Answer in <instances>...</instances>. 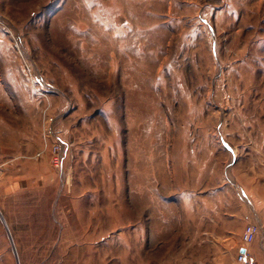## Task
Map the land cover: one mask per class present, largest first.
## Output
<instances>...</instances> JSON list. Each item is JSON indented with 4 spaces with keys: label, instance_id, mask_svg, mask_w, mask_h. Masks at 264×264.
I'll return each mask as SVG.
<instances>
[{
    "label": "rangeland",
    "instance_id": "rangeland-1",
    "mask_svg": "<svg viewBox=\"0 0 264 264\" xmlns=\"http://www.w3.org/2000/svg\"><path fill=\"white\" fill-rule=\"evenodd\" d=\"M0 212V264H264V0H0Z\"/></svg>",
    "mask_w": 264,
    "mask_h": 264
},
{
    "label": "built area",
    "instance_id": "built-area-1",
    "mask_svg": "<svg viewBox=\"0 0 264 264\" xmlns=\"http://www.w3.org/2000/svg\"><path fill=\"white\" fill-rule=\"evenodd\" d=\"M259 230L257 223L248 222L244 225L242 231V239L245 243H250L254 240ZM246 246V245H245ZM243 247L244 250L239 249L236 253L235 259L239 264H258L257 260L251 255L248 246Z\"/></svg>",
    "mask_w": 264,
    "mask_h": 264
},
{
    "label": "crops",
    "instance_id": "crops-1",
    "mask_svg": "<svg viewBox=\"0 0 264 264\" xmlns=\"http://www.w3.org/2000/svg\"><path fill=\"white\" fill-rule=\"evenodd\" d=\"M258 225H259V232H260V229H261V223L259 222ZM236 239H237V238H236ZM236 247H237V251H238L239 249H241V248L244 247V244H237Z\"/></svg>",
    "mask_w": 264,
    "mask_h": 264
},
{
    "label": "water",
    "instance_id": "water-1",
    "mask_svg": "<svg viewBox=\"0 0 264 264\" xmlns=\"http://www.w3.org/2000/svg\"><path fill=\"white\" fill-rule=\"evenodd\" d=\"M0 218L2 219V221L4 222V219H3V216H2V214H1V212H0ZM5 224V223H4ZM6 225V224H5ZM244 250V248H241V251H243Z\"/></svg>",
    "mask_w": 264,
    "mask_h": 264
},
{
    "label": "bare ground",
    "instance_id": "bare-ground-1",
    "mask_svg": "<svg viewBox=\"0 0 264 264\" xmlns=\"http://www.w3.org/2000/svg\"><path fill=\"white\" fill-rule=\"evenodd\" d=\"M245 246V245H244ZM246 247V246H245ZM247 248V247H246Z\"/></svg>",
    "mask_w": 264,
    "mask_h": 264
}]
</instances>
